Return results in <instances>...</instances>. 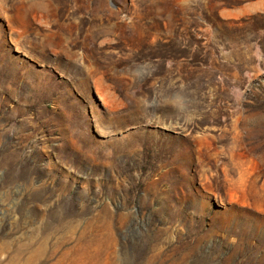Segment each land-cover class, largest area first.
I'll use <instances>...</instances> for the list:
<instances>
[{
  "label": "rangeland",
  "instance_id": "374dc122",
  "mask_svg": "<svg viewBox=\"0 0 264 264\" xmlns=\"http://www.w3.org/2000/svg\"><path fill=\"white\" fill-rule=\"evenodd\" d=\"M0 264H264V0H0Z\"/></svg>",
  "mask_w": 264,
  "mask_h": 264
}]
</instances>
